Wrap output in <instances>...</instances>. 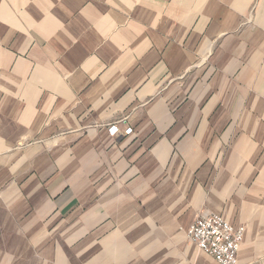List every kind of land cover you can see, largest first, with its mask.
Masks as SVG:
<instances>
[{"label": "crops", "instance_id": "0c3cea01", "mask_svg": "<svg viewBox=\"0 0 264 264\" xmlns=\"http://www.w3.org/2000/svg\"><path fill=\"white\" fill-rule=\"evenodd\" d=\"M213 213L264 264V0H0V264H63L67 228L219 264L187 236Z\"/></svg>", "mask_w": 264, "mask_h": 264}, {"label": "built area", "instance_id": "2783aa9c", "mask_svg": "<svg viewBox=\"0 0 264 264\" xmlns=\"http://www.w3.org/2000/svg\"><path fill=\"white\" fill-rule=\"evenodd\" d=\"M109 130L116 134L120 128L117 124H112ZM131 132V127L126 128L125 133ZM244 235V226H235L225 216L217 213L197 218L187 229L189 239L219 264H239L238 252Z\"/></svg>", "mask_w": 264, "mask_h": 264}, {"label": "rangeland", "instance_id": "374dc122", "mask_svg": "<svg viewBox=\"0 0 264 264\" xmlns=\"http://www.w3.org/2000/svg\"><path fill=\"white\" fill-rule=\"evenodd\" d=\"M82 228H67L66 230H63V240L66 238H77L78 240L76 242H69V241H63L62 243V263L67 264L69 261V256L77 254V258H74L73 264H103L101 259L98 258H91V247L90 244L86 242L85 236L81 235ZM143 233L142 236L144 238H150V234L145 231H149V228H142ZM76 232V234H75ZM140 234V233H138ZM186 235V234H185ZM165 237V236H164ZM134 238V236L132 237ZM189 238V237H188ZM191 243L194 244L198 251L203 252L198 248V246L192 241L189 240ZM125 244L129 248L134 247L135 245L138 247L140 244H126L121 243L120 245ZM118 245V244H113ZM126 246H122L121 251L114 252L118 255H124L129 254V252L125 251ZM141 247H143V250L145 251H152L153 258H143V259H121V258H111L108 260V264H149L150 262L154 264H172L175 262V258L177 257V252L181 250V243H164V242H158V243H148L143 242L141 244ZM75 251V252H74ZM127 252V253H126ZM131 253H133L131 251ZM75 261V262H74ZM105 264V263H104ZM190 264H192L190 262Z\"/></svg>", "mask_w": 264, "mask_h": 264}]
</instances>
